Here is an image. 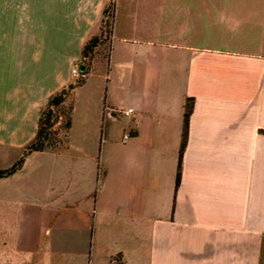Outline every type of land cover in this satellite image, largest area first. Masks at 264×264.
Returning a JSON list of instances; mask_svg holds the SVG:
<instances>
[{
	"label": "crops",
	"instance_id": "obj_1",
	"mask_svg": "<svg viewBox=\"0 0 264 264\" xmlns=\"http://www.w3.org/2000/svg\"><path fill=\"white\" fill-rule=\"evenodd\" d=\"M22 155L0 264H264V0H0V170Z\"/></svg>",
	"mask_w": 264,
	"mask_h": 264
},
{
	"label": "trees",
	"instance_id": "obj_2",
	"mask_svg": "<svg viewBox=\"0 0 264 264\" xmlns=\"http://www.w3.org/2000/svg\"><path fill=\"white\" fill-rule=\"evenodd\" d=\"M99 41H101L99 40V35L93 36L89 38V40L83 45L81 54H80L81 63L82 62L84 63V58L87 56V54H90L92 47L95 46ZM79 66L81 69H85L86 67L85 64H80ZM82 80L83 79H79V78L76 79L73 84L67 85L66 88L59 90L58 92L54 93L48 98L44 109L40 112V115L38 117L37 131H36L34 140L25 147L24 154L30 151L40 150L43 148V142L48 135V130L52 123L53 108L57 106L60 102H62L64 97L68 94V91L73 86L81 83ZM191 105H192L191 99H187L184 105L183 124H182V140H181L180 147H179V155L184 145L187 118L191 110ZM22 160H23V155L20 158H18L10 167L6 169H1L0 177L7 176L11 174L13 171H15L17 168H19L22 163ZM177 178H178V175H176V181H177Z\"/></svg>",
	"mask_w": 264,
	"mask_h": 264
},
{
	"label": "built area",
	"instance_id": "obj_3",
	"mask_svg": "<svg viewBox=\"0 0 264 264\" xmlns=\"http://www.w3.org/2000/svg\"><path fill=\"white\" fill-rule=\"evenodd\" d=\"M111 17H112V6H111V2H109L108 5L106 6V11H105V14L102 20V28L100 31L101 38L109 36L110 34L109 31H110V26H111ZM89 55L90 54H87V56L84 58V63L80 62V64L86 65L85 69H81L79 65L71 67L70 74L72 78H74L75 80L78 78L83 79L86 76L89 70V61H90ZM114 112H118L121 115L128 116V115L133 114V109L130 107L119 108V109H107L105 113L109 116V115H112ZM128 136L129 134L127 132H124L122 138L126 139L128 138ZM119 262H120V259L117 258L116 256L110 258V263L112 264H118Z\"/></svg>",
	"mask_w": 264,
	"mask_h": 264
}]
</instances>
